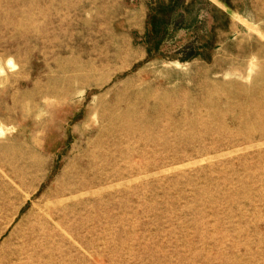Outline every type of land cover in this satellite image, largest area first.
<instances>
[{"label": "rangeland", "instance_id": "obj_1", "mask_svg": "<svg viewBox=\"0 0 264 264\" xmlns=\"http://www.w3.org/2000/svg\"><path fill=\"white\" fill-rule=\"evenodd\" d=\"M0 264H264V0H0Z\"/></svg>", "mask_w": 264, "mask_h": 264}, {"label": "bare ground", "instance_id": "obj_2", "mask_svg": "<svg viewBox=\"0 0 264 264\" xmlns=\"http://www.w3.org/2000/svg\"><path fill=\"white\" fill-rule=\"evenodd\" d=\"M251 147V146H250ZM258 147V146H257ZM61 202V201H60Z\"/></svg>", "mask_w": 264, "mask_h": 264}]
</instances>
